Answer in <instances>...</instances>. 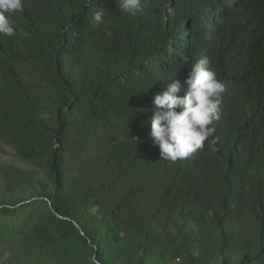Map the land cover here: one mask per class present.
<instances>
[{"label":"trees","instance_id":"obj_1","mask_svg":"<svg viewBox=\"0 0 264 264\" xmlns=\"http://www.w3.org/2000/svg\"><path fill=\"white\" fill-rule=\"evenodd\" d=\"M23 8L0 34V264H264V0ZM203 57L216 143L161 159L154 96Z\"/></svg>","mask_w":264,"mask_h":264},{"label":"clouds","instance_id":"obj_2","mask_svg":"<svg viewBox=\"0 0 264 264\" xmlns=\"http://www.w3.org/2000/svg\"><path fill=\"white\" fill-rule=\"evenodd\" d=\"M118 8L136 17L143 11L142 0H118ZM23 11V0H0V34L13 36L15 27L11 16ZM93 18L102 23L103 11H96ZM210 63L203 57L193 64L185 81L188 86L185 95H179L181 83L174 78L154 96L149 135L158 146L161 159L184 160L202 150L206 141L216 143L212 125L221 119L220 104L225 85Z\"/></svg>","mask_w":264,"mask_h":264}]
</instances>
